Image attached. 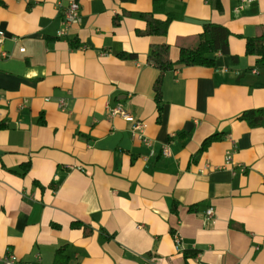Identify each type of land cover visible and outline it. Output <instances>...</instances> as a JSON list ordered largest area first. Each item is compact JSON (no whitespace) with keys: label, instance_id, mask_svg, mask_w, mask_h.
Listing matches in <instances>:
<instances>
[{"label":"crops","instance_id":"crops-1","mask_svg":"<svg viewBox=\"0 0 264 264\" xmlns=\"http://www.w3.org/2000/svg\"><path fill=\"white\" fill-rule=\"evenodd\" d=\"M59 1L0 0V255L26 264H55L59 249L68 264H264V126L238 117L264 114V67L239 36L264 34V0H183L185 17L231 31L238 58L218 53L216 67L162 73L160 111L150 46L169 44L176 61L202 24L174 20L165 35L140 36L137 13L152 0H74L81 22L58 36ZM117 104L142 133L108 114ZM214 133L221 138L199 151Z\"/></svg>","mask_w":264,"mask_h":264},{"label":"trees","instance_id":"trees-1","mask_svg":"<svg viewBox=\"0 0 264 264\" xmlns=\"http://www.w3.org/2000/svg\"><path fill=\"white\" fill-rule=\"evenodd\" d=\"M185 2L183 0H152V9L150 11L138 12L137 17L140 24L135 31L140 36L165 35L169 25L174 20H184ZM124 14H131L125 12ZM162 15L163 17H160ZM114 24L119 23V16H115ZM231 31L222 24L206 21L202 24V30L198 34V43L195 47H180L179 57L172 61L169 57L170 46L167 43H156L150 46L148 52V61L155 66L160 74L154 82V96L158 104V111L161 110V75L165 71L175 69L179 66L201 65L216 67L217 54L229 56L233 62H236L237 55H232L229 51V37ZM245 40V54L255 56V68L264 67V34L255 36H242ZM134 53H120L121 57H133ZM246 120L250 126H264V114L262 109H246L239 116ZM43 123V121H40ZM218 133L206 137L199 149H206L212 141L220 139ZM30 168V161L21 165L19 173L24 175ZM176 205L173 204V211ZM73 227L81 226L80 221H73ZM55 264H68L64 255L60 254V249L55 258Z\"/></svg>","mask_w":264,"mask_h":264},{"label":"built area","instance_id":"built-area-1","mask_svg":"<svg viewBox=\"0 0 264 264\" xmlns=\"http://www.w3.org/2000/svg\"><path fill=\"white\" fill-rule=\"evenodd\" d=\"M58 9L61 12L62 19V28L58 31V36H65L68 32V29L74 25H79L81 22L80 15V5L74 0H61L57 3ZM3 31L0 30V41H2ZM256 72V70H254ZM1 100V96H0ZM59 105L62 107L64 105V99H60ZM107 112L110 116L119 115L125 120L131 122V130L133 132L142 133L145 127L144 123L139 120H135L133 116L127 112L120 104H117L113 107H109ZM0 122H1V114H0ZM145 144L149 145V140H144ZM166 151V149H164ZM232 164V154L230 151H227L225 154V166ZM234 166H237L236 164ZM239 166V165H238ZM208 165H205L207 168ZM233 172V170H232ZM213 217V209L209 207L206 210V219L210 220ZM178 241L179 239L176 238ZM0 264H26L21 262L17 256L13 252H5L0 255Z\"/></svg>","mask_w":264,"mask_h":264},{"label":"water","instance_id":"water-1","mask_svg":"<svg viewBox=\"0 0 264 264\" xmlns=\"http://www.w3.org/2000/svg\"><path fill=\"white\" fill-rule=\"evenodd\" d=\"M185 20L189 21V22L198 23V24H204L206 22V21H199V20L191 19V18H188V17H186Z\"/></svg>","mask_w":264,"mask_h":264},{"label":"rangeland","instance_id":"rangeland-1","mask_svg":"<svg viewBox=\"0 0 264 264\" xmlns=\"http://www.w3.org/2000/svg\"><path fill=\"white\" fill-rule=\"evenodd\" d=\"M197 43H198V40H197ZM197 43L194 45V47L197 45Z\"/></svg>","mask_w":264,"mask_h":264}]
</instances>
